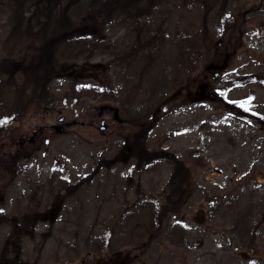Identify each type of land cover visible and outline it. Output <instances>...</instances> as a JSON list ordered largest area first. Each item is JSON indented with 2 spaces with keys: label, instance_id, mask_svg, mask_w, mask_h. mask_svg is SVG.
I'll list each match as a JSON object with an SVG mask.
<instances>
[{
  "label": "rangeland",
  "instance_id": "1",
  "mask_svg": "<svg viewBox=\"0 0 264 264\" xmlns=\"http://www.w3.org/2000/svg\"><path fill=\"white\" fill-rule=\"evenodd\" d=\"M94 3L88 9L82 8L78 17L63 19L65 12L58 7L51 18L39 22L19 19L21 9L16 3H0V176L4 175L2 161L9 154H18L17 159L28 161H71L84 167L88 178L94 177L99 162L116 157L121 163L127 155L126 163L120 165L137 168L152 164L146 176L151 187L161 181L162 188L170 177L169 164L163 163L162 156L175 153L181 159L193 161L188 163L190 166H200L201 160L209 162L208 170L214 172L209 181L213 186L205 175L198 174V185L204 186L198 188L201 194L196 198L200 202L206 191L209 196L212 192L222 198L223 183L229 176L235 179V200L231 205L235 216L225 219L228 210L224 198L219 200L214 195L213 199L219 202L217 223L230 219L231 225L238 226L242 222L239 175L246 168V159H254L256 143L255 119L241 117L239 112L254 111L249 108L254 103L252 94L258 72L254 41L256 24L264 19V0ZM22 11L21 16L25 17L30 9ZM222 19H237L238 27L225 33ZM239 19H245L240 27ZM246 30L252 34L246 35ZM228 50L236 53H231L222 76L217 78L214 97L190 99L188 89L193 95L199 90V83L213 81L211 70L205 69L207 64L211 60L223 62ZM178 89L181 93L167 101ZM251 97L250 102L247 98ZM104 104L117 106L120 117L131 121L120 123L110 110L100 114L99 108ZM102 118L108 123L104 132L99 129ZM53 124H62L63 131L53 129ZM31 135L33 142L28 138ZM209 144L213 147L208 151ZM128 145L132 146L131 151ZM245 145L250 146L247 151H243ZM251 174L261 187V191L254 190L258 201L254 222H258L260 217L264 219V167H253ZM90 189L86 227L79 233L62 232L60 239H84L88 243L102 232L111 235V239L114 234L123 233V238L142 223L143 210L133 217L113 215L112 222L111 209L120 205L109 203L103 213L110 229L102 231L97 224L96 193L94 188ZM155 191L159 196L160 189ZM152 218L150 236L157 241L152 251L166 253L171 249L163 257L164 262L180 264L182 261L175 253L178 249L169 242L177 237L172 238L167 223L156 234L153 224L157 220ZM113 223L117 225L111 234ZM203 233L211 239L210 232ZM191 235L193 240L202 237L197 228ZM112 241L98 248L87 244L86 249H116ZM261 244L264 252V240ZM189 263L196 261L191 257Z\"/></svg>",
  "mask_w": 264,
  "mask_h": 264
},
{
  "label": "flooded vegetation",
  "instance_id": "2",
  "mask_svg": "<svg viewBox=\"0 0 264 264\" xmlns=\"http://www.w3.org/2000/svg\"><path fill=\"white\" fill-rule=\"evenodd\" d=\"M236 20L222 19L225 33L229 34L235 26L238 27ZM244 23L245 19H239V27ZM256 25L254 51L258 72L255 79L256 89L254 95L252 94L254 103L251 102L252 97L247 98L251 102L249 108L254 111L239 112L241 117L255 119L256 143L254 159H246L243 165L246 168L239 175L242 222L238 226L230 224V219L236 215L235 210L231 208L236 189L232 176H229L222 186V198L228 210L225 219L230 217L228 221L222 219V223H217L220 219V208L218 209L219 202L213 199L215 194L211 192L209 196V191H206L201 202L196 198L201 194L198 188L204 187L198 185V174L205 175L208 184L213 179L211 174L214 172H209L210 164L207 160H201L200 166H190L188 163L191 160L181 159L175 153H164L162 161L167 166L169 164L167 168L170 177L164 182V187L160 188L161 181L153 182L155 185L151 187L146 176L150 173L152 164L147 163L137 168L120 165L126 163L127 155L122 160L125 162L120 163L116 157L99 162L94 177L88 178L84 167L76 166L71 161H28L17 159L18 154H9L8 158L2 161L5 166L4 175L0 176V264H168L164 262L163 257H167L171 249H167L168 253H164L165 250L152 251V245L157 241L152 240L150 236L151 216L157 220L153 224L156 226V234L159 233L160 226L167 223L169 232L171 230L173 233L172 238L177 237L169 239V242L178 249L174 252L176 257L181 259L180 264H191V257L196 264H264V252L261 248L264 240V219L260 217L258 222H254L255 207L258 204L254 190L261 191V187L255 184L256 177L251 174L253 167H264V19H260ZM251 34L250 30H246V35ZM219 44L221 45L222 41ZM227 44H231L230 39ZM230 48L235 50L234 46ZM213 52L219 54L217 51ZM232 52H224L226 60L223 62L211 60L207 64L205 69L211 70L213 81L199 83V90L193 95L188 89L190 99L199 94L203 95L201 99L214 97L216 80L222 76V69L227 67ZM99 109L100 114L107 110L113 111L115 119L120 123L131 121V118L120 117L115 105L104 104ZM63 119L64 116H61L60 120ZM52 128L58 131L64 129L62 124H53ZM107 128L106 118H102L99 129L104 132ZM28 138L29 141H34L32 135ZM211 147L212 144L207 145L208 151ZM131 148V145L127 146L129 151ZM243 148V151H247L250 146L245 145ZM31 152L34 157V149ZM210 185L213 186V182ZM91 187L96 193L97 224L102 227V231L107 232L106 227L110 226L103 211L109 203H113L114 206H120L111 209V217L121 213L125 217H133L138 210H143L144 219L135 229L138 232L128 231L124 236L126 239L122 238L123 233L122 236L114 234V239H111V235L102 232L88 243L84 239H60L62 232L79 233L86 227L87 196ZM156 188L161 191L160 197L156 195ZM152 190L154 191L151 192ZM215 196L220 200L221 195ZM236 203L238 204V201ZM169 214L171 217L168 219ZM114 219L112 217V222ZM116 225L111 224V234L114 233ZM203 227L205 232L211 233V239L207 237V233L202 234L204 231L200 229ZM196 228L202 237L196 236L193 240L191 233ZM111 240L116 244V249H86L87 244L98 248L101 245L107 246ZM158 246L166 248L165 245Z\"/></svg>",
  "mask_w": 264,
  "mask_h": 264
},
{
  "label": "trees",
  "instance_id": "3",
  "mask_svg": "<svg viewBox=\"0 0 264 264\" xmlns=\"http://www.w3.org/2000/svg\"><path fill=\"white\" fill-rule=\"evenodd\" d=\"M2 2L4 3L5 0H0V3ZM9 3H16L21 9L19 19H34V21L39 22V19H45L46 17L51 18L54 10L58 7H61L65 12L66 16H64L63 19L78 17L82 12V8L88 9L87 7H89L91 3H94V0H7V4ZM92 5H95V3ZM26 7H28L30 11L25 17H22V10ZM44 9L46 10L44 11Z\"/></svg>",
  "mask_w": 264,
  "mask_h": 264
},
{
  "label": "water",
  "instance_id": "4",
  "mask_svg": "<svg viewBox=\"0 0 264 264\" xmlns=\"http://www.w3.org/2000/svg\"><path fill=\"white\" fill-rule=\"evenodd\" d=\"M179 89L177 90V91H175L168 99H167V101L168 100H171V99H173L178 93H179ZM202 94H199V95H197V96H195L194 98H193V100H199V99H201L202 98Z\"/></svg>",
  "mask_w": 264,
  "mask_h": 264
}]
</instances>
